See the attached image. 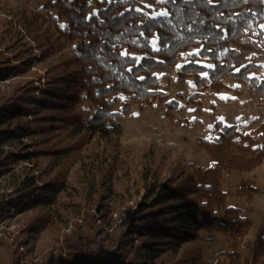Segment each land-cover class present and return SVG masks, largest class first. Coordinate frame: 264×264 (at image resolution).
Segmentation results:
<instances>
[{
  "label": "trees",
  "instance_id": "1",
  "mask_svg": "<svg viewBox=\"0 0 264 264\" xmlns=\"http://www.w3.org/2000/svg\"><path fill=\"white\" fill-rule=\"evenodd\" d=\"M88 1L45 0L42 4V22L51 24L74 50L75 58L70 68L42 86H34L38 94L24 96L27 103L17 98L0 103V176L16 159L14 155L31 160L41 152L20 146L19 152L10 156L5 150L16 141L20 143V138L32 130L30 121L24 119L44 109L52 113L68 111L76 95L92 110L72 127L70 136L80 143L94 135L106 139L121 133L120 119L131 105L121 102L120 96L136 103L139 112L164 106V114L175 119L179 103L161 85L154 70L177 66L180 54L185 61L176 67L175 80L193 78L199 91L190 94L187 101L199 103L194 96L206 88L214 92L228 89L225 78H230L236 83L248 82L264 102V79L250 76L259 68L256 58L245 64L242 60L244 51L255 48L264 58V46L260 48L256 42H264L259 27L264 23V0H162L166 14L158 16L149 15L143 4H156L158 0H100L95 2V12ZM28 25L29 29L33 27L32 19ZM192 48L197 50L189 52ZM21 53L23 50L0 51V81L15 78L31 66L30 56ZM116 105L119 110L114 109ZM66 122L72 123L70 119ZM47 123L36 128L55 125L51 120ZM216 125L219 130L214 138L197 139L208 156L207 167L188 163V171H174L160 182L150 180L146 172L147 184L141 197L132 209L121 214V230L114 237L112 249L103 253L92 237L93 248L71 247L65 255L59 254L56 264H194L191 259L176 256L177 252L187 243L205 241L207 234L217 233L227 237V250L220 252V258L212 264H261L264 226L253 241L250 257H243L239 247L252 221L239 207L228 205L229 198L251 203L258 188L245 176L234 191H229L223 187L222 176L232 171L250 172L264 162V121L252 133H243L236 124ZM118 154L110 148L104 156L107 171L88 176L89 190L78 192L84 208L97 201L95 210L103 220L107 210L101 202L108 200L111 186L107 181ZM124 161L121 156V169ZM64 189L62 177L41 181L35 174L24 175L12 190L7 209L53 208ZM0 264H18V258L9 254V260Z\"/></svg>",
  "mask_w": 264,
  "mask_h": 264
},
{
  "label": "rangeland",
  "instance_id": "2",
  "mask_svg": "<svg viewBox=\"0 0 264 264\" xmlns=\"http://www.w3.org/2000/svg\"><path fill=\"white\" fill-rule=\"evenodd\" d=\"M89 0L92 12L96 11L95 2ZM144 2L145 11L151 16L166 14L161 5ZM45 0H0V51L13 52L23 50V56H30V67L15 78L0 81V103L9 99L21 100L28 94H38L34 86H42L60 74L64 68H70L75 58L72 48L53 31L49 22H42L39 13ZM33 20L29 29L28 20ZM259 27L264 36V23ZM260 48L264 42L256 40ZM197 49H190L195 52ZM259 49L243 52V63L256 58L259 68L250 73L258 80L264 79V58L259 56ZM184 54L178 57L175 67L155 69L154 73L161 85L167 89L171 98L179 103L175 119L164 114V106L147 107L146 111H137V105L126 96L118 97L121 102L128 101L130 110L120 119L122 131L119 135L101 138L92 136L80 143L70 136L73 125L78 119H85L92 110L80 96H75V104L68 111L42 110L35 116L24 120L30 121L32 130L4 147L11 155L25 150H41L31 160L14 157L8 163L7 171L0 176V261L4 263L9 254L18 258V264H56L59 254L65 255L69 248L85 246L89 250L95 245L103 253L109 252L114 244L115 235L121 230V214L133 208L141 197L147 184L145 173L150 180L162 181L174 171H188V163L207 167L209 159L198 138L212 139L218 134L216 122L236 124L240 131L253 132L264 121V102L248 83H236L225 78L228 89L214 92L206 88L194 100L187 101L190 94L198 88L193 78L185 82L175 80L176 67L184 62ZM207 65L205 59L200 60ZM205 75V73H201ZM238 85V87H235ZM178 94H181L179 97ZM123 97L124 99H121ZM227 97V98H225ZM235 97V99H232ZM23 104L27 103L22 99ZM119 110V105L114 107ZM193 109L194 111H189ZM38 112V111H35ZM55 115L56 117H52ZM48 116L34 120L36 117ZM70 119L72 123L66 122ZM53 127L38 130V124ZM119 152L117 162L107 181L111 186L108 200L101 204L107 210L105 219H100L95 210L96 202L84 205L78 192L89 190L90 175L94 177L107 171L104 156L110 151ZM60 150L58 153L53 151ZM122 153V154H121ZM121 156L125 160L121 169ZM95 159V161H94ZM120 159V160H119ZM35 161V162H34ZM36 163V164H34ZM38 170H43L37 175ZM101 170V171H100ZM38 177L41 181L62 177L65 189L58 196V203L53 208H37L19 211L9 207L13 189L24 175ZM255 182L258 192L251 203L241 198H229L228 205L237 206L242 215L249 217L252 225L243 237L239 251L243 257H250L251 247L257 233L264 226V162L250 172L232 171L223 175V187L234 191L241 177ZM96 198V196H93ZM80 204V205H78ZM102 208V207H101ZM83 209L93 217L86 216ZM223 221V219H222ZM205 241H193L185 244L176 256L191 259L194 264H212L219 253L227 250L228 239L222 234H207ZM261 264H264V256Z\"/></svg>",
  "mask_w": 264,
  "mask_h": 264
},
{
  "label": "snow or ice",
  "instance_id": "3",
  "mask_svg": "<svg viewBox=\"0 0 264 264\" xmlns=\"http://www.w3.org/2000/svg\"><path fill=\"white\" fill-rule=\"evenodd\" d=\"M162 15H164L163 13H162ZM62 27H63V25H62ZM209 67H211V65H209ZM141 79H143L142 77H141ZM235 87H238V85H236ZM225 98H227V97H225ZM121 99H124L123 97H121ZM232 99H235V97H232ZM189 111H194L193 109H190Z\"/></svg>",
  "mask_w": 264,
  "mask_h": 264
}]
</instances>
